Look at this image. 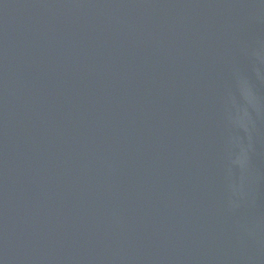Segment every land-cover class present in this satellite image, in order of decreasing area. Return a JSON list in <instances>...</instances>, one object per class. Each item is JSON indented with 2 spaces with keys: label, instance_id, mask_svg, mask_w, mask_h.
Here are the masks:
<instances>
[{
  "label": "water",
  "instance_id": "95a60500",
  "mask_svg": "<svg viewBox=\"0 0 264 264\" xmlns=\"http://www.w3.org/2000/svg\"><path fill=\"white\" fill-rule=\"evenodd\" d=\"M0 264H264V0H0Z\"/></svg>",
  "mask_w": 264,
  "mask_h": 264
}]
</instances>
